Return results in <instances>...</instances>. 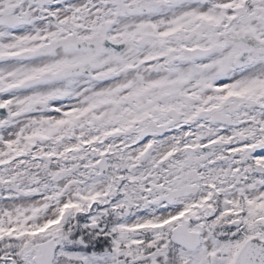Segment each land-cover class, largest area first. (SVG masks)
Segmentation results:
<instances>
[{"label": "snow or ice", "instance_id": "obj_1", "mask_svg": "<svg viewBox=\"0 0 264 264\" xmlns=\"http://www.w3.org/2000/svg\"><path fill=\"white\" fill-rule=\"evenodd\" d=\"M0 264H264V0H0Z\"/></svg>", "mask_w": 264, "mask_h": 264}]
</instances>
